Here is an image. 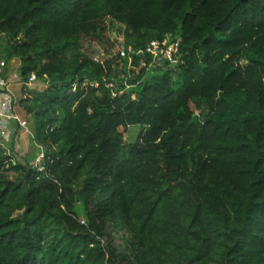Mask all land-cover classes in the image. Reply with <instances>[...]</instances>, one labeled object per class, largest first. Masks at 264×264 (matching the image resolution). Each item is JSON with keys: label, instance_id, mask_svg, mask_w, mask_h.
<instances>
[{"label": "trees", "instance_id": "1", "mask_svg": "<svg viewBox=\"0 0 264 264\" xmlns=\"http://www.w3.org/2000/svg\"><path fill=\"white\" fill-rule=\"evenodd\" d=\"M107 19L180 62L111 41L124 72L147 61L118 79L80 44ZM0 58L45 85L16 100L23 161L0 141V264H264V0H0Z\"/></svg>", "mask_w": 264, "mask_h": 264}, {"label": "built area", "instance_id": "2", "mask_svg": "<svg viewBox=\"0 0 264 264\" xmlns=\"http://www.w3.org/2000/svg\"><path fill=\"white\" fill-rule=\"evenodd\" d=\"M178 41L179 38H175V41L170 42L169 44H162L157 40L150 41L145 49L143 50H135L133 48H126L123 44L119 46L118 52L121 56L126 54H148L150 57V61L147 63L146 59L142 57L140 59V64L142 66L148 65V67H164V66H173L177 65L180 62L181 55L178 53ZM131 61V60H130ZM6 61L3 58H0V141L1 143H8L10 140V122L11 120H15L17 123L16 130H25L27 133L32 134V131L28 128V121L23 119L15 110L16 99L13 95L10 82L11 80L8 78L6 74ZM35 81L34 77H29V80L25 83L26 85H30ZM22 83V82H21ZM107 87L112 88V95L120 94L122 90H116V86L114 82H107ZM43 157V154L40 153L36 158L35 164L40 167V161Z\"/></svg>", "mask_w": 264, "mask_h": 264}, {"label": "rangeland", "instance_id": "3", "mask_svg": "<svg viewBox=\"0 0 264 264\" xmlns=\"http://www.w3.org/2000/svg\"><path fill=\"white\" fill-rule=\"evenodd\" d=\"M106 25H107V29L105 31L102 41L82 38L80 41L81 47L85 51V53L93 56L96 60H101V61L110 60L111 64L116 68V73H117L116 76L118 79L122 81H124L126 78L133 79L134 75L139 73V70L142 67V64H140L139 66L135 68V74H132L131 72H128V73L124 72L123 71V67H124L123 60L113 58L114 55L116 54V52L114 53L113 50H110L109 52L106 51L111 41H116V43H119V45L123 44V32L125 30V26L119 22L111 21L110 19L106 20ZM155 68L153 67V69ZM44 87L45 85L43 83L34 81L32 84L26 85V88L23 91L25 94L24 97L26 96L28 97L30 92L42 90L44 89ZM15 107L17 108V101H16ZM20 107L21 106H19V108ZM28 126H29V122H28ZM119 130L123 132L124 141L128 142L136 138L139 127L134 126V127L125 128V129L123 127H119ZM27 134L30 136L29 133ZM23 154L24 153L22 152L21 149H19L18 147H14V155L17 159H19L20 161H23L24 159ZM106 231L112 234L111 242L114 244L115 247H117L119 250L125 247V243L120 238V234L118 232L113 233L112 227L109 223H107L106 225ZM103 239L106 240L108 238L105 236Z\"/></svg>", "mask_w": 264, "mask_h": 264}, {"label": "crops", "instance_id": "4", "mask_svg": "<svg viewBox=\"0 0 264 264\" xmlns=\"http://www.w3.org/2000/svg\"><path fill=\"white\" fill-rule=\"evenodd\" d=\"M20 64V60L18 58H12L6 65V74L8 78L11 80L10 86L13 92V95L16 100H19L24 97V92L22 89V83L20 77L18 75V67ZM17 113L25 120L29 122V130H33L32 118L28 116L24 110L17 104V108L15 107ZM14 147H18L25 154L30 149V136L27 134V131L20 129L17 134V140L15 141ZM23 154V155H24Z\"/></svg>", "mask_w": 264, "mask_h": 264}, {"label": "water", "instance_id": "5", "mask_svg": "<svg viewBox=\"0 0 264 264\" xmlns=\"http://www.w3.org/2000/svg\"><path fill=\"white\" fill-rule=\"evenodd\" d=\"M173 66H175V65H173ZM16 129H17V123H16V121L15 120H11L10 127H9V131H10V140H9V142L12 141L13 136H14V134L16 132Z\"/></svg>", "mask_w": 264, "mask_h": 264}]
</instances>
